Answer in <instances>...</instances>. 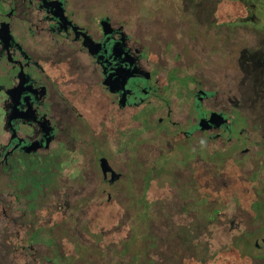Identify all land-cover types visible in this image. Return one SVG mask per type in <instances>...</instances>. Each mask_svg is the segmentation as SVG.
Listing matches in <instances>:
<instances>
[{
  "label": "flooded vegetation",
  "instance_id": "af4514ba",
  "mask_svg": "<svg viewBox=\"0 0 264 264\" xmlns=\"http://www.w3.org/2000/svg\"><path fill=\"white\" fill-rule=\"evenodd\" d=\"M183 18L152 15L142 31L133 0H0V174L7 178L0 253L6 242L32 257L45 229L75 216L86 224L83 214L126 198L123 189L134 195L146 185L135 209L151 217L161 194L149 192L158 181L195 205V215L199 181L202 198L235 195L252 172L264 181V38L246 36L232 51L231 32L217 47L213 31H200L195 40L202 46L175 43L168 53L169 34L189 40L196 37L188 31L193 23L210 28L222 20L206 25L192 17L190 26ZM157 36L165 38L158 53ZM234 77L240 82L231 95ZM73 195L95 198L96 207L74 213ZM192 230L184 241L194 239V248L201 240ZM44 236L42 244L52 246ZM254 246L264 242L255 239ZM206 255L199 262L214 264ZM250 258L264 264L263 255Z\"/></svg>",
  "mask_w": 264,
  "mask_h": 264
},
{
  "label": "rangeland",
  "instance_id": "374dc122",
  "mask_svg": "<svg viewBox=\"0 0 264 264\" xmlns=\"http://www.w3.org/2000/svg\"><path fill=\"white\" fill-rule=\"evenodd\" d=\"M133 2L137 25L142 31L147 29V24H151L152 15L179 14L189 20V24L196 19L192 17H198L197 21H206L205 24L208 19L216 21L218 18L222 19L220 23L214 21V27L210 28L205 26L197 28L196 23H193L194 26L188 31L191 36L196 37L189 40L181 33L169 34L166 40L171 39L173 46L171 45L172 50H167L168 53L173 51L175 43L184 47L189 44L190 47L196 46L195 38L204 36L197 35L200 31H213L216 36L211 41L217 43V47L220 46L219 41L224 42L221 35H224V32H231L232 51H237L235 48L240 47L246 36H249L251 41L264 38V0H178V2L133 0ZM249 15H253V20H250ZM227 24H230L229 27H225ZM164 39L156 37L157 53L163 51ZM216 58L218 63L222 62L224 55L216 53ZM213 71L220 72L218 69ZM229 71L233 76L236 75L235 70ZM239 82V79L234 77L230 88L231 95L238 91ZM206 169L207 167L201 166V171ZM248 176V180L252 181L244 183L245 187L235 195L208 194V197L202 198V192L206 188L204 182L199 181L201 197L195 215L192 214L195 205L188 204L187 198L183 200L174 198V193L169 192L170 188L158 181L153 183L149 192L150 194L158 191L161 194L159 200H155L156 203L153 204L155 211L151 217L139 215L135 209L145 200L144 192L141 191L145 190L146 185H141L134 195L132 189H123L126 198L117 195L112 204L104 205L98 210L99 213L83 214L81 218L87 219L86 224L80 220L76 223L74 221L76 216L72 215L75 217L71 221H66L64 225L59 227L54 224L45 229L44 232L49 236L52 246L42 244L47 237L44 236V232L41 233L40 236H36L33 250L29 252L32 257L20 255L18 250L5 242L6 245L0 253V264H41L36 262V259L41 261L44 256L56 261L51 264H202L203 260L199 262L197 256L203 258L204 254H210L209 258L214 264H255L250 262L256 260L251 259V256H264V247L254 246L255 239L259 244L264 242V181L257 180L254 172ZM6 179L0 174V191H3ZM138 181L137 177L135 188ZM122 186L120 183V187ZM170 186L175 189V183L172 182ZM105 189L109 190L107 187ZM71 201L74 213H79L80 206L96 207L97 202L95 198L76 199L74 195ZM171 205L177 209L180 207L184 209H179L175 214L170 208ZM213 208L216 209L211 212ZM194 228L198 230L201 241L198 246L192 248L195 240L184 241V237H191ZM152 235L155 237L152 238ZM158 238H164V241L161 242Z\"/></svg>",
  "mask_w": 264,
  "mask_h": 264
}]
</instances>
